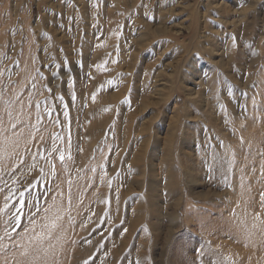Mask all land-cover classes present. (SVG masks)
Wrapping results in <instances>:
<instances>
[{
	"label": "rangeland",
	"instance_id": "rangeland-1",
	"mask_svg": "<svg viewBox=\"0 0 264 264\" xmlns=\"http://www.w3.org/2000/svg\"><path fill=\"white\" fill-rule=\"evenodd\" d=\"M0 264H264V0H0Z\"/></svg>",
	"mask_w": 264,
	"mask_h": 264
},
{
	"label": "snow or ice",
	"instance_id": "snow-or-ice-1",
	"mask_svg": "<svg viewBox=\"0 0 264 264\" xmlns=\"http://www.w3.org/2000/svg\"><path fill=\"white\" fill-rule=\"evenodd\" d=\"M61 159H63V156H61ZM22 203V202H21Z\"/></svg>",
	"mask_w": 264,
	"mask_h": 264
},
{
	"label": "bare ground",
	"instance_id": "bare-ground-1",
	"mask_svg": "<svg viewBox=\"0 0 264 264\" xmlns=\"http://www.w3.org/2000/svg\"><path fill=\"white\" fill-rule=\"evenodd\" d=\"M95 103V102H94ZM95 105H93V108H94ZM94 124V123H93Z\"/></svg>",
	"mask_w": 264,
	"mask_h": 264
}]
</instances>
